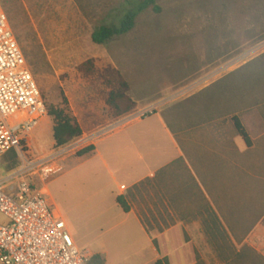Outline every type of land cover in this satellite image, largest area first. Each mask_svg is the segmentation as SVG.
Segmentation results:
<instances>
[{
  "label": "rangeland",
  "instance_id": "rangeland-1",
  "mask_svg": "<svg viewBox=\"0 0 264 264\" xmlns=\"http://www.w3.org/2000/svg\"><path fill=\"white\" fill-rule=\"evenodd\" d=\"M143 1L0 0L47 107L63 106L72 116V108L78 109L86 128L112 116L99 79L109 68L128 82L138 114L152 109L171 125L202 116L224 127L239 117L252 146L247 150L238 136L243 152L236 153V165L227 179L219 170L222 219L217 237L213 231L212 242L197 245L196 264H264V0H155L128 34L104 45L92 42L95 30L118 23ZM90 59L97 73L83 77L77 67ZM83 144L81 137L55 148L48 116L27 135L17 167L9 169L11 153L0 156V179L21 174L48 189L52 209L67 222L78 247L92 252L88 264H154L133 254L109 255L107 261L94 254L109 247L108 233L98 213L75 202L107 188L95 174L97 160L77 156ZM74 159L79 167L71 170ZM42 160L63 170L47 177L30 166ZM226 225L238 242L250 228L248 242L234 244Z\"/></svg>",
  "mask_w": 264,
  "mask_h": 264
},
{
  "label": "crops",
  "instance_id": "crops-1",
  "mask_svg": "<svg viewBox=\"0 0 264 264\" xmlns=\"http://www.w3.org/2000/svg\"><path fill=\"white\" fill-rule=\"evenodd\" d=\"M72 112L83 129V148H95L82 158L97 160L95 174L107 188L75 202L98 213L108 233L109 247L94 254L105 261L109 255L133 254L154 264H196L197 245L203 239L212 242L213 231L217 237L222 219L219 170L227 179L236 153L243 152L234 126L202 116L189 125L181 118L171 125L160 112L140 117L132 111L120 118L103 116L86 128L80 111L73 107ZM78 167L74 159L71 170ZM118 197L129 207L128 213L117 203ZM225 228L234 244H244L251 236L248 228L238 242Z\"/></svg>",
  "mask_w": 264,
  "mask_h": 264
},
{
  "label": "built area",
  "instance_id": "built-area-1",
  "mask_svg": "<svg viewBox=\"0 0 264 264\" xmlns=\"http://www.w3.org/2000/svg\"><path fill=\"white\" fill-rule=\"evenodd\" d=\"M155 113L140 112V117ZM48 117L45 99L0 2V156L20 155L27 135ZM50 161L30 164L47 177L63 168ZM45 188L21 174L0 179V264H88L90 250L76 244ZM264 221V217H263Z\"/></svg>",
  "mask_w": 264,
  "mask_h": 264
},
{
  "label": "trees",
  "instance_id": "trees-1",
  "mask_svg": "<svg viewBox=\"0 0 264 264\" xmlns=\"http://www.w3.org/2000/svg\"><path fill=\"white\" fill-rule=\"evenodd\" d=\"M155 0H145L138 6L128 11L122 16L118 23L104 24L95 30L91 36V40L96 45H104L111 40L128 34L134 27L138 15L145 10ZM77 71L83 77H91L97 73L95 63L92 59L87 60L77 67ZM101 84L107 89L105 103L109 108L113 118L123 117L132 112L136 106V102L129 94V85L126 79L119 73L118 70L109 68L99 75ZM48 116L53 121V142L55 148H62L72 141L79 139L83 135V129L77 118L72 116L68 109L63 106H49ZM235 131L241 136L247 147L252 146L250 136L247 129L242 124L237 116L231 118ZM94 146H88L77 152L79 158L92 155ZM15 161L9 166V169L17 167L16 154L11 153ZM117 203L126 213L129 212V207L117 198ZM156 264H162V261H157Z\"/></svg>",
  "mask_w": 264,
  "mask_h": 264
},
{
  "label": "bare ground",
  "instance_id": "bare-ground-1",
  "mask_svg": "<svg viewBox=\"0 0 264 264\" xmlns=\"http://www.w3.org/2000/svg\"><path fill=\"white\" fill-rule=\"evenodd\" d=\"M46 192L49 194V191H48V189H46Z\"/></svg>",
  "mask_w": 264,
  "mask_h": 264
}]
</instances>
